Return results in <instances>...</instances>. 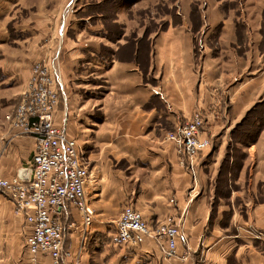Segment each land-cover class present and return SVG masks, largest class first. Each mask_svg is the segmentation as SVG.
I'll return each mask as SVG.
<instances>
[{"label": "crops", "instance_id": "obj_1", "mask_svg": "<svg viewBox=\"0 0 264 264\" xmlns=\"http://www.w3.org/2000/svg\"><path fill=\"white\" fill-rule=\"evenodd\" d=\"M8 1L0 0L5 6L0 7V43L18 39L11 40L8 28L17 3ZM232 14L212 10L204 15L206 32L216 25L219 29L213 45L207 43L205 32L198 55L194 32L185 22L155 34L152 54L147 59V74L157 80L155 85L142 78L143 67L136 62L113 60L104 71L94 68L105 80L106 90L95 91V98L83 100L79 109L96 105L101 112L89 120L96 127L92 132L93 140L97 139L94 144L99 145L96 152H87L89 178L84 190L95 215L82 242L84 227L77 210L71 208L77 229L66 241L73 251L80 249L81 264H264V194L254 201L264 185V127L255 143L242 146L245 157L236 179L247 183L244 211L233 207L227 219L213 213L209 201L215 173L206 168L216 161H202L212 147V138L264 97V14L258 10L236 18ZM16 70L11 71L0 58V179L13 177L35 149L33 136L9 130L2 115L20 99L24 82ZM64 80L67 86L60 79L63 91L55 122L61 125L66 119L68 135L83 151L79 138L68 129L74 97L68 75ZM195 111L203 117L204 135L211 144L200 154L193 180L179 163L173 146L159 144L157 136L164 128H176ZM119 160L123 162L119 164ZM125 205L136 208L151 225L166 215L182 222L177 250L187 248L189 256L164 257L159 242L143 235H137L132 245H112L115 220ZM0 225L11 227L12 233L28 230L2 187ZM3 253L15 260L11 241L5 246L0 238ZM19 260L9 264H31L26 255Z\"/></svg>", "mask_w": 264, "mask_h": 264}, {"label": "rangeland", "instance_id": "obj_2", "mask_svg": "<svg viewBox=\"0 0 264 264\" xmlns=\"http://www.w3.org/2000/svg\"><path fill=\"white\" fill-rule=\"evenodd\" d=\"M1 1L3 3L11 2L8 0ZM14 1L17 5L12 9L13 19L8 24V28L11 33V40L12 38L18 39H14L11 43L6 40L0 43V58L6 61V66L11 71L16 68V72L22 77L28 73L25 80L21 77V81L24 82L22 91L27 86L31 69L36 62L50 64L56 70L58 80L62 79L64 83L65 74L68 75L71 96L74 97L73 114L68 119V129L77 139L79 138L78 144L83 148L85 157L88 155V150L97 151L96 148L99 144H94L97 139L93 140L94 133H92L96 127L91 125L89 120L91 117L96 119V115H100L101 112L95 104L94 107L87 105L82 111L79 107L84 102L83 100L88 99V97L94 96L95 98V91L105 92L106 90L105 80L98 76L97 71L94 72L95 67L98 66L99 70L104 71L110 67L113 60L136 62L140 67H143L141 68L143 69L142 78L149 84L155 85L157 80L147 74L149 72L147 59L152 54L153 38L159 31L185 22L187 27L194 32L195 52L198 55L203 46L207 29L203 26V18L208 12L212 10L232 12L234 18L246 14V12L250 15L255 10L264 14V0ZM3 3L0 4L1 9L5 7L2 5ZM214 28L206 32L207 43L212 45L219 27L216 25ZM0 31H3L2 26H0ZM66 86L65 83L64 87ZM62 91L63 89H61L60 95ZM257 104H259V108L255 113L244 118L246 111L233 125L218 132L212 138L214 142L209 153L203 156L202 161L207 162V164L216 161L215 165L212 164L206 168L210 173H215V177L212 179V188L214 189L217 185L216 188L218 189L217 194L214 189L209 202L212 205L213 213L222 214L224 219H227L233 207L239 211L245 209V185L247 183L244 179L241 182L236 179L239 170L243 167L245 155L243 147L234 140V137L254 130L257 125L254 120H257L258 117H264V97L257 100L251 108ZM11 110L2 113L4 120ZM243 118L245 121L242 122ZM169 130L172 129H162L160 135L157 136L159 144H171L164 139ZM81 135L85 138L84 144ZM199 158L200 155L194 166V174L185 167L192 174L193 180ZM118 162L120 164L123 160ZM219 171L221 172V181L216 179ZM257 186L260 187V182L257 183ZM261 186L263 191L258 193V197L254 198V201L260 200L261 195L264 194V185ZM167 216L171 215L164 216L156 224L164 221ZM174 221L177 222L175 219ZM177 223L181 229L182 222ZM9 229L11 227L0 225L1 242L7 246V243L11 241L12 247L15 249L16 256L14 259L20 261L19 259L26 255L23 243L26 231L21 230V233L18 231L12 233ZM184 249L186 255L182 253ZM184 249L181 252L177 250V258L184 259L189 256L187 248ZM161 254L170 258L164 255L162 251ZM15 260L13 257L5 256L4 253L0 254V264H9ZM227 264L234 263L228 261Z\"/></svg>", "mask_w": 264, "mask_h": 264}, {"label": "built area", "instance_id": "obj_3", "mask_svg": "<svg viewBox=\"0 0 264 264\" xmlns=\"http://www.w3.org/2000/svg\"><path fill=\"white\" fill-rule=\"evenodd\" d=\"M61 89L56 70L48 63L36 62L20 100L5 116L9 130L35 139L28 163L13 177L0 179V188L11 197L13 211L28 227L24 243L31 264H81L80 249L73 251L66 242L69 233L77 229L71 208L77 210L84 227L82 242L95 215L84 193L89 161L68 135L66 121L61 125L55 122ZM203 126L202 115L196 111L164 137L173 145L179 163L193 174L198 156L211 144ZM180 232V225L171 216L151 225L136 208L125 205L115 220L110 241L114 246L132 245L137 235L152 237L164 255L176 257ZM182 253L186 255V250Z\"/></svg>", "mask_w": 264, "mask_h": 264}, {"label": "trees", "instance_id": "obj_4", "mask_svg": "<svg viewBox=\"0 0 264 264\" xmlns=\"http://www.w3.org/2000/svg\"><path fill=\"white\" fill-rule=\"evenodd\" d=\"M257 108H259V104L253 106V108L249 109L244 118H246L248 115L255 113V111H257ZM242 119V122L245 121V119ZM254 122L257 124L256 128H254V130L250 131V132H246L245 134L240 135L239 137H234V140H236V142H238V144H240L241 146H245V145H249L251 143H255L257 141V137L259 132L263 129L264 127V117L260 118L258 117L257 120H254ZM245 135H247L246 137H244ZM221 172L219 171L218 174V178H216L218 181H221ZM217 185L214 187L215 189V193L217 194L218 189L216 188Z\"/></svg>", "mask_w": 264, "mask_h": 264}]
</instances>
